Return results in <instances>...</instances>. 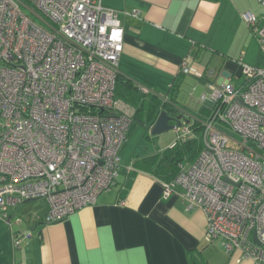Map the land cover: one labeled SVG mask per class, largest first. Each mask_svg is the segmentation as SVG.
Masks as SVG:
<instances>
[{"label": "built area", "instance_id": "2783aa9c", "mask_svg": "<svg viewBox=\"0 0 264 264\" xmlns=\"http://www.w3.org/2000/svg\"><path fill=\"white\" fill-rule=\"evenodd\" d=\"M118 14L100 0H0L2 219L8 221L10 205L43 198L44 221L54 222L114 184L135 113L115 96L123 35ZM242 17L258 37L263 63L236 60L234 83L210 81L202 92L211 102L208 113L174 127L171 145L197 135L200 149L192 161L178 162L162 195L177 193L187 209L203 211L206 242L217 239L227 254L238 251L257 264L264 262V25L253 12ZM189 69L185 58L180 70ZM13 242L18 246L20 238Z\"/></svg>", "mask_w": 264, "mask_h": 264}, {"label": "crops", "instance_id": "0c3cea01", "mask_svg": "<svg viewBox=\"0 0 264 264\" xmlns=\"http://www.w3.org/2000/svg\"><path fill=\"white\" fill-rule=\"evenodd\" d=\"M255 1L100 0L118 11L123 29L118 75L151 94H165L185 122L195 124L211 106L201 97L210 81L230 78L234 83L236 60L263 63L259 41L250 37L242 17L250 11L259 19ZM132 10L136 16L127 13ZM185 58L186 72L180 70ZM181 84L201 87L203 103L195 110L180 101ZM140 123L147 129L152 125ZM125 141L119 153L123 150L127 165L134 155L163 150L138 151ZM121 171L93 204L54 222L44 221L48 205L43 198L10 205L8 221L0 217V264H254L238 257V251L224 252L217 239L206 242L203 211L187 209L177 193L164 197V180L144 170L131 176L132 167Z\"/></svg>", "mask_w": 264, "mask_h": 264}, {"label": "trees", "instance_id": "16d2710c", "mask_svg": "<svg viewBox=\"0 0 264 264\" xmlns=\"http://www.w3.org/2000/svg\"><path fill=\"white\" fill-rule=\"evenodd\" d=\"M115 96L132 105L135 108L133 118L135 117L138 121L145 123L147 126L153 123L161 109H165L172 114H179L171 98L162 101L155 94L142 93L138 90L137 84H134L128 78L121 77L120 75L116 78ZM209 109L210 108H208L207 111H209ZM195 128L197 133L198 126ZM196 136L181 139L179 142L177 141L174 145L168 146L160 152L154 151L144 155H134L130 160V165L132 167V171H130L131 176L135 172L134 170H144L154 174L162 180L171 179L178 171V162H183V156L190 158L195 149L196 153L194 157L192 156L191 161L197 155L200 149V141ZM196 260L200 261L198 259Z\"/></svg>", "mask_w": 264, "mask_h": 264}, {"label": "rangeland", "instance_id": "374dc122", "mask_svg": "<svg viewBox=\"0 0 264 264\" xmlns=\"http://www.w3.org/2000/svg\"><path fill=\"white\" fill-rule=\"evenodd\" d=\"M255 3H256L255 8L257 9L256 13L259 16V19H258L259 23L261 25H264V5H262L258 0H256ZM26 12L29 13L27 10ZM250 37L258 41V37L253 35L251 32H250ZM195 86H196L195 84H181V87H180L182 91L181 96H180V101L183 103L184 106H190L194 110L195 108H198L200 104L203 103V100L199 99V93L201 91V87L200 86L195 87ZM196 95H198V98L196 97ZM184 117H185L184 115L182 116L180 115L181 122H185ZM217 127L222 129V131H225V133L228 136L232 137L236 141L240 139V135L237 133V131L235 132L234 130H232L231 126H229L228 124H225L223 122H217ZM149 129L150 128L147 129L146 126L142 125L139 121L134 120L131 125L128 138L124 144L126 145L129 140L130 141L129 143L131 144V146L137 145L136 150L139 149L138 151L140 150L141 151L162 150L165 147L171 145L177 138V134L173 128L162 131L160 133L153 134V135L150 134ZM179 141L180 140H178V142ZM231 141L232 140L230 139L229 143H231ZM248 144L253 145V142L249 140ZM138 153H142V152H138ZM195 153H196V149L194 150V152H192L191 155L194 157ZM119 155H120L119 158H120V163H121V169L118 174L122 172L121 170L125 168V166L127 165V161H128V159L125 158L123 155V150H120ZM192 156L190 158L183 156V162L186 163L188 161H191ZM118 176L119 175H117V177ZM120 177L121 175L119 176V178Z\"/></svg>", "mask_w": 264, "mask_h": 264}, {"label": "water", "instance_id": "95a60500", "mask_svg": "<svg viewBox=\"0 0 264 264\" xmlns=\"http://www.w3.org/2000/svg\"><path fill=\"white\" fill-rule=\"evenodd\" d=\"M181 123L180 121V115L179 114H172L168 112L165 109H161L155 120L153 121L149 132L150 134H156L160 133L162 131L174 128L176 125H179ZM32 199H26L24 202H29Z\"/></svg>", "mask_w": 264, "mask_h": 264}]
</instances>
